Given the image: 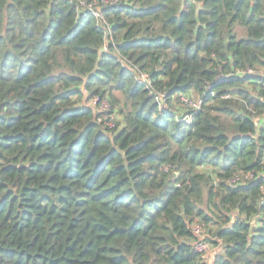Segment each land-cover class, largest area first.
I'll use <instances>...</instances> for the list:
<instances>
[{
  "label": "trees",
  "instance_id": "16d2710c",
  "mask_svg": "<svg viewBox=\"0 0 264 264\" xmlns=\"http://www.w3.org/2000/svg\"><path fill=\"white\" fill-rule=\"evenodd\" d=\"M101 12L0 0V264H264V0Z\"/></svg>",
  "mask_w": 264,
  "mask_h": 264
},
{
  "label": "built area",
  "instance_id": "2783aa9c",
  "mask_svg": "<svg viewBox=\"0 0 264 264\" xmlns=\"http://www.w3.org/2000/svg\"><path fill=\"white\" fill-rule=\"evenodd\" d=\"M76 3L78 4V7L80 9H85L87 12L92 13L95 17L101 20L102 23L105 22V18L101 12V7L106 6V4L111 3L115 0H75ZM140 79L142 81L145 80V74L140 75ZM155 101L159 107L160 110L165 109V95L162 92L154 94ZM202 98L201 97H193L192 95L189 94H179V102H181V111L177 115V118L179 121L184 122L186 124L190 123L192 120V116L194 113H196L202 105ZM88 105L91 107H95V112L97 114H103V113H108L109 110V105L108 101L105 98L98 99L94 98L91 101L88 102ZM112 121V122H111ZM114 118L111 115L110 119L107 121L108 127L111 128L114 124ZM109 122H111L109 124ZM251 176V175H247ZM246 176V177H247ZM235 179H232L233 181ZM262 190L264 193V185L262 186ZM191 231L196 237L194 244V248L197 251L203 252L204 254L207 253V251L210 249L209 248V243L205 238V233H203L202 228L198 224H192L191 226Z\"/></svg>",
  "mask_w": 264,
  "mask_h": 264
},
{
  "label": "rangeland",
  "instance_id": "374dc122",
  "mask_svg": "<svg viewBox=\"0 0 264 264\" xmlns=\"http://www.w3.org/2000/svg\"><path fill=\"white\" fill-rule=\"evenodd\" d=\"M108 105H109V104H108ZM263 118H264V114H263ZM114 120H115V119H114ZM111 122H112V121H111ZM111 122H109V124H110ZM210 251H211V253H212V249H209V250L207 251V253H205V256L208 255Z\"/></svg>",
  "mask_w": 264,
  "mask_h": 264
}]
</instances>
